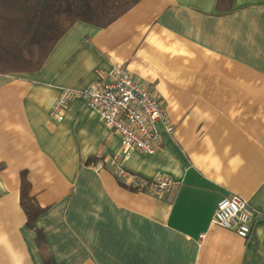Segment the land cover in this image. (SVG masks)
Instances as JSON below:
<instances>
[{
  "label": "crops",
  "instance_id": "obj_1",
  "mask_svg": "<svg viewBox=\"0 0 264 264\" xmlns=\"http://www.w3.org/2000/svg\"><path fill=\"white\" fill-rule=\"evenodd\" d=\"M218 3L141 0L108 27L77 22L39 71L0 74V264H47L21 205L23 172L49 264H264V0ZM121 64L175 127L157 123L152 154L119 156L121 136L85 97L51 116L62 88ZM120 163L173 186L131 190ZM233 193L256 212L247 238L212 222Z\"/></svg>",
  "mask_w": 264,
  "mask_h": 264
},
{
  "label": "built area",
  "instance_id": "obj_2",
  "mask_svg": "<svg viewBox=\"0 0 264 264\" xmlns=\"http://www.w3.org/2000/svg\"><path fill=\"white\" fill-rule=\"evenodd\" d=\"M85 97L89 108L94 110L106 126L121 136L119 156L127 158L131 152L154 153L163 141L158 122L173 133L160 96L136 78L123 64L117 65L108 79L99 76L84 89L64 87L51 108V116L59 121L75 97ZM116 159V158H115ZM118 162V161H117ZM119 163V162H118ZM117 176L129 185L156 194H166L173 186V179L162 174L145 177L118 164ZM256 219L255 210L247 200L233 193L222 197L213 214L212 222L247 238Z\"/></svg>",
  "mask_w": 264,
  "mask_h": 264
},
{
  "label": "trees",
  "instance_id": "obj_3",
  "mask_svg": "<svg viewBox=\"0 0 264 264\" xmlns=\"http://www.w3.org/2000/svg\"><path fill=\"white\" fill-rule=\"evenodd\" d=\"M140 1L0 0V74L39 71L59 40L77 22L105 28ZM231 1L219 0L218 4L228 7ZM123 183L131 190L147 191L129 185L125 180ZM20 199L27 225L36 231L40 252L49 264L53 256L44 231L36 222L43 208L33 196L32 184L25 172Z\"/></svg>",
  "mask_w": 264,
  "mask_h": 264
}]
</instances>
